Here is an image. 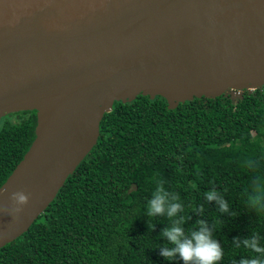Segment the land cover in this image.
<instances>
[{
  "label": "water",
  "instance_id": "1",
  "mask_svg": "<svg viewBox=\"0 0 264 264\" xmlns=\"http://www.w3.org/2000/svg\"><path fill=\"white\" fill-rule=\"evenodd\" d=\"M264 87V0H0V120L35 111L0 186V248L28 230L99 137L114 102L232 98Z\"/></svg>",
  "mask_w": 264,
  "mask_h": 264
},
{
  "label": "trees",
  "instance_id": "2",
  "mask_svg": "<svg viewBox=\"0 0 264 264\" xmlns=\"http://www.w3.org/2000/svg\"><path fill=\"white\" fill-rule=\"evenodd\" d=\"M35 124V111L0 120V186L28 150ZM261 154L264 87L235 98H194L175 109L160 96L114 102L96 144L28 230L0 248V264H182L160 255L167 218L147 215L161 178L185 205V229L198 220L215 228L225 249L220 264H232L241 259L234 238L264 235V217L246 205L252 173L240 167ZM208 191L224 197L227 213L206 201Z\"/></svg>",
  "mask_w": 264,
  "mask_h": 264
},
{
  "label": "clouds",
  "instance_id": "3",
  "mask_svg": "<svg viewBox=\"0 0 264 264\" xmlns=\"http://www.w3.org/2000/svg\"><path fill=\"white\" fill-rule=\"evenodd\" d=\"M264 161V154L259 157H247L240 162V167L252 173L250 185L245 193L246 205L261 217H264V169L260 168ZM152 199L147 204L149 217H166L169 226L164 228L160 237L167 243L160 248V255L168 261L179 260L182 264H220L224 259L225 249L214 238L215 228L202 220H198L191 229H185V205L178 193L166 187V181L161 178L155 181L151 192ZM208 202H215L222 213H227L228 202L217 191H208L204 194ZM9 200L11 206L0 204V213L10 215L13 221L19 219V213L29 203V195L23 190L13 191ZM203 211V209H199ZM215 224L221 223L215 221ZM149 232L153 225L148 224ZM232 248L241 253V259L233 258L232 264H264V235L254 233L250 238H234Z\"/></svg>",
  "mask_w": 264,
  "mask_h": 264
}]
</instances>
